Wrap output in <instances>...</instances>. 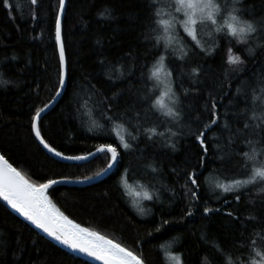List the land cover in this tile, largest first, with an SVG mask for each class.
<instances>
[{
	"label": "trees",
	"instance_id": "obj_1",
	"mask_svg": "<svg viewBox=\"0 0 264 264\" xmlns=\"http://www.w3.org/2000/svg\"><path fill=\"white\" fill-rule=\"evenodd\" d=\"M10 3L11 9L0 5V71L14 82L0 88V153L36 184L97 176L112 162L110 153L85 163L64 162L49 154L31 129L34 112L48 105L60 87L62 68L54 27L59 0ZM243 8L245 15L264 20V0H244ZM151 20L148 0H67L62 26L67 86L57 105L39 122L41 135L50 147L69 157L86 156L111 144L119 164L92 184L55 185L48 198L68 220L126 248L143 264H168L169 252L181 264H200L206 252L219 261L201 239L202 233L218 239L225 249L243 252L237 246L254 229L264 227V197H254L251 189L213 196L203 179L213 169L226 176L241 173L238 154L244 149L239 139L234 142L231 128L243 127L236 113L246 101L237 93L245 80L264 74V49L245 57L248 64L243 73L227 83L224 38L212 56L196 51L184 64L170 58L177 88L193 89L182 96L185 129L175 140L178 150L144 136L134 149H124L112 118L125 114L140 124L162 123L141 99L147 86L146 68L160 54L145 40ZM236 51L243 54V47ZM190 64L202 69L196 85L183 75ZM118 65L124 78L106 77L108 69ZM89 108L104 122L103 130H87L82 117ZM225 120L230 125L227 131L222 127ZM198 130L204 133L200 139ZM219 154L226 158L218 159ZM149 162L159 167L158 173L148 170ZM189 177L196 184H190ZM160 178L170 190L161 201L151 202L150 214L138 215L129 207V200L136 198V181ZM205 207L210 211L204 212ZM174 235L181 238L175 252L164 251L161 242ZM0 264L93 263L44 237L0 197Z\"/></svg>",
	"mask_w": 264,
	"mask_h": 264
},
{
	"label": "clouds",
	"instance_id": "obj_2",
	"mask_svg": "<svg viewBox=\"0 0 264 264\" xmlns=\"http://www.w3.org/2000/svg\"><path fill=\"white\" fill-rule=\"evenodd\" d=\"M148 4L152 20L145 40L153 48L159 49L160 54L146 68L144 76L147 86L141 99L148 102L150 111L157 114L162 123L140 124L125 114H121L120 119L112 118L111 123L119 129L128 150L134 149L140 136H144L149 141L158 140L175 151L178 150L175 140L185 129L182 96L193 89L187 86L177 88L169 59L184 64L196 51L207 57L212 56L220 46V39L224 38L227 41L224 49V83H227L234 75L243 73L248 64L245 57H254L258 50L264 49V20L245 15L244 0H148ZM240 46L243 47V54L236 51ZM201 71L200 66L190 64L183 75L192 85H196ZM124 75L120 65L106 72V77L114 80L122 79ZM243 83L237 94L246 103L236 113L243 127L239 131L231 128L234 142L239 139L244 149L238 154L241 173L226 176L220 169L210 170L203 179L213 196L251 189L254 197H264V74ZM9 85H14V82L0 71V88ZM82 119L87 121V130L105 128L104 122L94 115L91 108L86 110ZM222 127L229 130V122L223 121ZM225 158L224 154L218 155L220 160ZM146 167L153 173L159 172L154 162L147 163ZM136 184V198L129 200V207L141 216L150 214L151 202L161 201L162 194L170 190L162 178L155 182L137 180ZM180 239L177 235L170 237L161 242L162 249L175 252ZM201 239L221 259L218 261L206 252L201 254L200 264H264V227L254 229L237 246L244 249L243 252L223 248L218 239H208L206 233H202Z\"/></svg>",
	"mask_w": 264,
	"mask_h": 264
},
{
	"label": "snow or ice",
	"instance_id": "obj_3",
	"mask_svg": "<svg viewBox=\"0 0 264 264\" xmlns=\"http://www.w3.org/2000/svg\"><path fill=\"white\" fill-rule=\"evenodd\" d=\"M36 3L37 0H32V4ZM0 5H3L5 9H11L13 7L10 0H0ZM59 11H66L65 0H59ZM54 27L55 41L59 46V61L62 67L65 59V49L61 38V17L59 14L54 18ZM59 84L66 86V80L63 74H60ZM48 107L46 104L44 108L37 109L31 117V129L35 132V137L39 138V142L43 145L44 149L54 154L55 158H63L65 160H86L89 157L95 158L96 155H107L110 153L111 161L113 162L104 169V174L111 172L113 168L117 167L119 164L117 149L111 144L101 145L97 153H89V157H64L62 152L57 151L54 147H50L41 136L40 127L38 126V121L42 123L43 114H46L45 109ZM203 135L204 133L198 130L196 138L200 139ZM120 142L123 148L127 149L128 145L123 141L121 136ZM203 142L201 140L202 144ZM96 178L86 177L85 181L90 182ZM188 180L193 185L197 182L196 179H192L191 177ZM58 183L64 182L49 179L42 184L32 183L20 171L14 168L3 155H0V197L4 201H7L13 209L17 210L57 241L68 245L72 249H79L80 252L87 253L89 256L95 257L98 260H103L104 264H143V261L133 255L131 251L121 247L119 244L113 243V241L106 239L96 232L72 223L63 213H60L46 195V190ZM191 195L195 198L196 194L192 192ZM209 211L210 209L207 207L204 208V212L207 213ZM168 255L179 264L178 256H174L170 252Z\"/></svg>",
	"mask_w": 264,
	"mask_h": 264
},
{
	"label": "water",
	"instance_id": "obj_4",
	"mask_svg": "<svg viewBox=\"0 0 264 264\" xmlns=\"http://www.w3.org/2000/svg\"><path fill=\"white\" fill-rule=\"evenodd\" d=\"M65 4H66V0H65ZM65 12V11H64ZM64 12H60V17H61V27H62V20H63V16H64ZM62 30V29H61ZM61 38H62V35H61ZM58 49H59V46H58ZM62 74H63V76H64V79L66 80L67 79V62H66V57H65V59H64V64H63V66H62ZM64 90H65V86H60V90H59V94L56 96V99L49 105V107L47 108V109H45V113H46V111L50 108H52L55 104H56V102L58 101V99L62 96V94H63V92H64ZM38 124H39V121H38ZM38 139V141H39V138H37ZM41 144V143H40ZM42 145V144H41ZM43 146V145H42ZM47 150V149H46ZM98 151V150H97ZM97 151L96 152H94L93 154H95V153H97ZM54 155V154H53ZM97 156V155H96ZM95 156V157H96ZM60 159H63V158H60ZM91 159H93V158H88V159H86V160H66V161H69V162H85V161H88V160H91ZM63 160H65V159H63ZM13 166V165H12ZM14 167V166H13ZM110 173V172H109ZM109 173H107V174H104V171L98 176V177H105V176H107ZM56 181H63V180H56ZM64 183H58V184H56V185H59V184H65V185H76V186H81V185H87V183H92V182H94V180L93 181H90V182H86L85 180H76V181H66V180H64L63 181ZM53 186H55V185H53ZM53 186H51V187H53ZM50 187V188H51ZM49 188V189H50ZM49 189H47L46 190V195H47V192H48V190ZM15 210V209H14ZM15 211H17V210H15ZM18 212V211H17ZM19 213V212H18ZM21 214V213H20ZM22 215V214H21ZM23 216V215H22ZM23 217H25V216H23ZM26 218V217H25ZM27 219V218H26ZM28 220V219H27ZM29 222H30V224L32 225V226H34L39 232H41L43 235H45V236H47L48 237V239L49 240H51L52 242H54V243H56V244H58V245H60V246H62L63 248H66V249H69V250H71V251H75V252H77V253H79L80 255H81V257H83V258H87L88 260H90V261H92V262H94V263H96V264H104V261L103 260H98V259H96L95 257H91V256H89L87 253H82V252H80L79 251V249H72V248H70L68 245H65V244H63V243H61L60 241H57L54 237H51V236H49L46 232H44L43 231V229H40V228H38L35 224H33L32 223V221H30V220H28Z\"/></svg>",
	"mask_w": 264,
	"mask_h": 264
},
{
	"label": "bare ground",
	"instance_id": "obj_5",
	"mask_svg": "<svg viewBox=\"0 0 264 264\" xmlns=\"http://www.w3.org/2000/svg\"><path fill=\"white\" fill-rule=\"evenodd\" d=\"M66 6H67V0H66ZM64 14H65V12H64ZM59 15H60V12H59ZM63 20H64V16H63ZM63 20H62V26H63ZM61 29H62V27H61ZM61 35H62V30H61ZM62 41H63V35H62ZM58 51H59V49H58ZM65 57H66V54H65ZM66 62H67V58H66ZM62 68V67H61ZM62 70V69H61ZM61 86V85H60ZM66 86H67V79H66ZM66 86H65V89H66ZM59 90H60V87H59ZM59 90H58V93H59ZM65 91V90H64ZM58 93L56 94V96L58 95ZM64 93V92H63ZM63 95V94H62ZM56 96L54 97V99L48 104V106L56 99ZM62 97V96H61ZM60 97V98H61ZM60 98L58 99V101L56 102V104L50 109H48L47 111H46V113H48L50 110H52L56 105H57V103L59 102V100H60ZM45 114H43V116H44ZM38 126H39V124H38ZM34 134H35V132H34ZM42 136V135H41ZM37 139V138H36ZM44 139V138H43ZM38 140V139H37ZM45 141V140H44ZM39 142V141H38ZM40 143V142H39ZM43 147V146H42ZM46 150V149H45ZM97 150H99V149H97ZM96 150V151H97ZM47 151V150H46ZM96 151H94V152H96ZM48 152V151H47ZM93 152V153H94ZM49 153V152H48ZM49 154H51L52 156H54L52 153H49ZM0 155H2L1 153H0ZM64 156V155H63ZM99 155H97L96 157H98ZM64 157H69V156H64ZM76 157H89V155H86V156H76ZM95 157V158H96ZM117 157H118V152H117ZM95 158H93V159H95ZM6 159V158H5ZM57 159H59V160H62V161H64V162H68V163H74V162H69V161H66V160H63V159H60V158H57ZM93 159H91V160H93ZM119 159V158H118ZM91 160H88V161H85V162H89V161H91ZM9 162V161H8ZM85 162H82V163H85ZM113 162V161H112ZM111 162V163H112ZM10 163V162H9ZM75 163H81V162H75ZM116 168V167H115ZM115 168H113L112 169V171L115 169ZM112 171L108 174V175H110L111 173H112ZM103 172V171H102ZM101 172V173H102ZM100 173V174H101ZM99 174V175H100ZM107 175V176H108ZM107 176H105V177H107ZM94 177H97L95 180H94V182H97V181H100V180H102L103 178H105V177H98V176H94ZM82 180H85V179H82ZM64 181V180H63ZM66 181H76V180H66ZM93 183V182H92ZM92 183H87V185L88 184H92ZM79 186V185H78ZM81 186H83V185H81ZM52 188V187H51ZM50 190V189H49ZM48 190V191H49ZM47 196H48V192H47ZM7 202V201H6ZM8 204V203H7ZM9 205V204H8ZM10 206V208L16 213V214H18L19 216H20V218H22L24 221H26L29 225H31L30 224V222L25 218V217H23L20 213H18L17 211H15L12 207H11V205H9ZM73 223V222H72ZM75 224V223H74ZM32 226V225H31ZM33 228H35L34 226H32ZM36 229V228H35ZM37 230V229H36ZM38 231V230H37ZM39 232V231H38ZM40 234H42L41 232H39ZM43 235V234H42ZM44 237H46L47 239H48V237L47 236H45V235H43ZM51 241V240H50ZM54 243V242H53ZM56 244V243H55ZM58 245V244H57ZM58 246H60V245H58ZM61 248H63L62 246H60ZM64 250H66V251H68V252H70V253H72V254H74V255H76V256H78V257H80V258H82V259H84V260H86V261H88V262H90V263H93V264H96V263H94V262H92V261H90V260H88L87 258H83V257H81V255L79 254V253H77V252H75V251H71V250H69V249H66V248H63Z\"/></svg>",
	"mask_w": 264,
	"mask_h": 264
},
{
	"label": "rangeland",
	"instance_id": "obj_6",
	"mask_svg": "<svg viewBox=\"0 0 264 264\" xmlns=\"http://www.w3.org/2000/svg\"><path fill=\"white\" fill-rule=\"evenodd\" d=\"M134 196H136V190H134ZM172 255L176 256L175 254H172ZM167 261H168V264H177V262L171 259L169 256L167 258ZM179 264H181V261H179Z\"/></svg>",
	"mask_w": 264,
	"mask_h": 264
}]
</instances>
